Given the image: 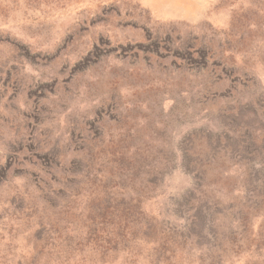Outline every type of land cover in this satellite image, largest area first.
I'll use <instances>...</instances> for the list:
<instances>
[{
  "label": "rangeland",
  "instance_id": "rangeland-1",
  "mask_svg": "<svg viewBox=\"0 0 264 264\" xmlns=\"http://www.w3.org/2000/svg\"><path fill=\"white\" fill-rule=\"evenodd\" d=\"M0 264H264V0H0Z\"/></svg>",
  "mask_w": 264,
  "mask_h": 264
}]
</instances>
